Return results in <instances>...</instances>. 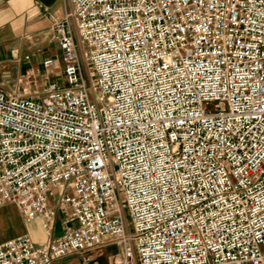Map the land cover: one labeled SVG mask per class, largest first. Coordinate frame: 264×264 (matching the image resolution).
I'll use <instances>...</instances> for the list:
<instances>
[{
	"label": "built area",
	"instance_id": "built-area-1",
	"mask_svg": "<svg viewBox=\"0 0 264 264\" xmlns=\"http://www.w3.org/2000/svg\"><path fill=\"white\" fill-rule=\"evenodd\" d=\"M70 6L43 62L65 83L0 91V205L52 230L54 197L68 226L0 242V264L103 244L118 264H264V0Z\"/></svg>",
	"mask_w": 264,
	"mask_h": 264
},
{
	"label": "crops",
	"instance_id": "crops-1",
	"mask_svg": "<svg viewBox=\"0 0 264 264\" xmlns=\"http://www.w3.org/2000/svg\"><path fill=\"white\" fill-rule=\"evenodd\" d=\"M70 9V0H0L1 92L23 96L41 93L53 83H65L62 69L45 68L43 62L58 59L53 25ZM50 201L56 213L52 230L44 229L40 220L24 219L13 204L0 205V242L26 236L42 244L60 236L68 225L56 199L51 197ZM119 252V247L103 244L84 254L63 257L55 264H118Z\"/></svg>",
	"mask_w": 264,
	"mask_h": 264
},
{
	"label": "rangeland",
	"instance_id": "rangeland-1",
	"mask_svg": "<svg viewBox=\"0 0 264 264\" xmlns=\"http://www.w3.org/2000/svg\"><path fill=\"white\" fill-rule=\"evenodd\" d=\"M73 36H74V40H75V44H76V49H77V51H78V55H79V58H80V62H81V67H82V69H83V71H84V73L85 74H88L89 72H90V69H89V66H88V64H87V62L84 60V58H83V47L81 46V44H80V41H79V38H78V36L76 35V33H75V31L73 30ZM57 53V57L59 58L60 57V55H61V52H59V50L57 49V51H56ZM54 54L55 53H52L51 55L52 56H54ZM55 54V55H56ZM61 67V66H60ZM60 69H62V67L60 68ZM58 75H60V74H58ZM39 93H40V91L37 93V94H33V93H29V94H26V95H23V96H29V97H38V95H39ZM211 109H212V105L211 106H209ZM65 185L64 184H61V185H58L57 187H56V190H66L67 191V189L65 188Z\"/></svg>",
	"mask_w": 264,
	"mask_h": 264
}]
</instances>
